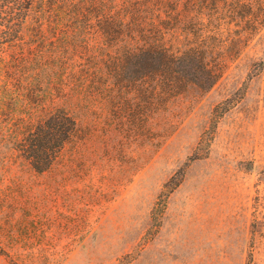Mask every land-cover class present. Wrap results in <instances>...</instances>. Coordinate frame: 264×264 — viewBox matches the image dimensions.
Masks as SVG:
<instances>
[{
  "label": "rangeland",
  "instance_id": "374dc122",
  "mask_svg": "<svg viewBox=\"0 0 264 264\" xmlns=\"http://www.w3.org/2000/svg\"><path fill=\"white\" fill-rule=\"evenodd\" d=\"M219 11L234 14L210 21ZM176 13L222 61L208 91L108 102L100 87L45 85L77 129L43 173L5 142L13 102L0 112V264H264V0Z\"/></svg>",
  "mask_w": 264,
  "mask_h": 264
},
{
  "label": "trees",
  "instance_id": "16d2710c",
  "mask_svg": "<svg viewBox=\"0 0 264 264\" xmlns=\"http://www.w3.org/2000/svg\"><path fill=\"white\" fill-rule=\"evenodd\" d=\"M224 1L0 0V112L13 102L15 118L5 142L36 173L57 159L77 122L46 106L53 100L45 85L65 84L72 92L100 87L108 102L126 94L176 97L189 87L208 91L222 75V61L210 35L180 33L176 8ZM224 13L234 11L208 18L215 22ZM92 37L97 43L88 42ZM80 51L89 56L65 78L62 61ZM37 86L45 88L35 92Z\"/></svg>",
  "mask_w": 264,
  "mask_h": 264
}]
</instances>
